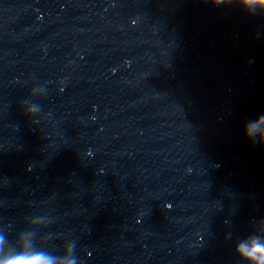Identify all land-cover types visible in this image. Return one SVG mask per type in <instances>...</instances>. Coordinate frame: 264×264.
Here are the masks:
<instances>
[{
  "label": "clouds",
  "instance_id": "clouds-1",
  "mask_svg": "<svg viewBox=\"0 0 264 264\" xmlns=\"http://www.w3.org/2000/svg\"><path fill=\"white\" fill-rule=\"evenodd\" d=\"M205 3L215 8L223 6H236L249 16L259 14L264 17V0H204ZM35 109H27L24 114L33 117ZM264 125V115L244 125V137L252 146H264V133L259 129ZM4 237L0 236V250L3 249ZM18 249L12 254L4 250L0 257V264H80V257L76 254L75 247L65 245L62 254L49 252L36 248L35 244L29 247L27 241L21 236L16 240ZM235 253L246 262V264H264V235L252 233L236 243Z\"/></svg>",
  "mask_w": 264,
  "mask_h": 264
}]
</instances>
